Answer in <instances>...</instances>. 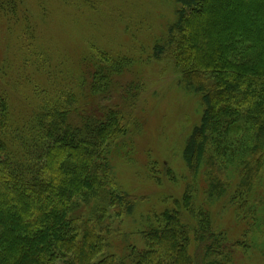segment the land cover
<instances>
[{
	"label": "trees",
	"instance_id": "obj_1",
	"mask_svg": "<svg viewBox=\"0 0 264 264\" xmlns=\"http://www.w3.org/2000/svg\"><path fill=\"white\" fill-rule=\"evenodd\" d=\"M176 2L154 57L173 62L204 108L184 162L205 181L208 202L231 195L236 220L252 233L264 224V0ZM19 9L18 0H0L11 21ZM131 64L103 53L84 58L83 107L69 98L24 124L0 91V264H232L228 247L244 244L214 230L191 186L174 208L145 218L142 245L111 252L121 236L114 222L140 202L112 179V148L128 132L124 103L141 91L139 79L118 80Z\"/></svg>",
	"mask_w": 264,
	"mask_h": 264
},
{
	"label": "rangeland",
	"instance_id": "obj_2",
	"mask_svg": "<svg viewBox=\"0 0 264 264\" xmlns=\"http://www.w3.org/2000/svg\"><path fill=\"white\" fill-rule=\"evenodd\" d=\"M18 3L16 20L0 15V91L16 122L24 124L39 108L61 106L69 98L81 109L84 58L103 53L129 60V72L119 82L125 86L132 78L140 80L139 97L124 103L127 136L111 151L116 188L140 202L131 216L114 222L121 236L112 240L111 252L121 256L126 246L142 245L138 232L145 218L174 208L191 186L197 205L211 213L214 230L226 232L231 244H244L228 247L232 264H264V224L256 222L252 233L245 232L249 224L236 220L231 195L208 202L205 181L191 177L184 162L185 142L201 123L204 108L198 95L182 87L173 62L154 57L176 21V0Z\"/></svg>",
	"mask_w": 264,
	"mask_h": 264
}]
</instances>
